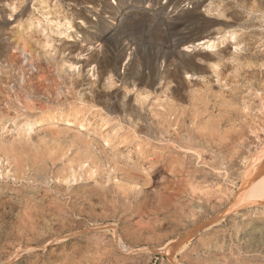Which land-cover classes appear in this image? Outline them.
Returning <instances> with one entry per match:
<instances>
[{"label":"rangeland","instance_id":"obj_1","mask_svg":"<svg viewBox=\"0 0 264 264\" xmlns=\"http://www.w3.org/2000/svg\"><path fill=\"white\" fill-rule=\"evenodd\" d=\"M263 146L264 0H0V264H264Z\"/></svg>","mask_w":264,"mask_h":264},{"label":"bare ground","instance_id":"obj_2","mask_svg":"<svg viewBox=\"0 0 264 264\" xmlns=\"http://www.w3.org/2000/svg\"><path fill=\"white\" fill-rule=\"evenodd\" d=\"M209 42L208 41L205 42V43H208L207 46H210V47L214 46L213 43H209ZM205 43H200V44H205ZM190 44L186 47L187 48L192 47ZM197 46H199V44ZM257 150L258 151H256V153H253L252 157L248 158V160H247V161H250V164H252L253 166H252V168H250V166L248 164L250 169L249 170L246 169L248 172H245V173H247V174H244L245 176L243 175L244 176L243 177V183L240 186V188L238 189L239 191L237 192V195H236V199H237V202L235 200L236 208L237 207H243L242 205H246V204L247 205L248 204H251V205L252 204L253 205L254 204H257V205H261V204L263 205L264 204V146L262 148L257 149ZM246 167H247V165H246ZM208 225H209V223L204 222L202 225L197 226L193 232L191 231L192 233H191V235L190 234L189 235L192 236L194 233H196V231L198 229H201V228L204 229ZM189 237H188V235L185 237L183 236L180 239H176L173 243L170 244V246H167L168 247L167 248L168 249L167 254L170 256V258L171 257L174 258L173 256H174L175 251L179 252L180 249L182 250L184 245L187 244V243H185V239H187Z\"/></svg>","mask_w":264,"mask_h":264},{"label":"water","instance_id":"obj_3","mask_svg":"<svg viewBox=\"0 0 264 264\" xmlns=\"http://www.w3.org/2000/svg\"><path fill=\"white\" fill-rule=\"evenodd\" d=\"M183 236H184V235H183ZM181 237H182V236H181ZM181 237H180V238H181Z\"/></svg>","mask_w":264,"mask_h":264}]
</instances>
